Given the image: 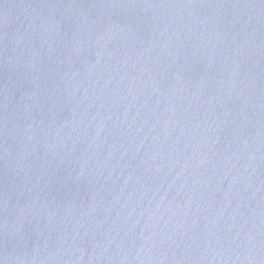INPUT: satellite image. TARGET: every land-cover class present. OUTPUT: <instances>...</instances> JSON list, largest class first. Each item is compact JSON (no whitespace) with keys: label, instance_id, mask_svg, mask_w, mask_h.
I'll return each mask as SVG.
<instances>
[{"label":"water","instance_id":"95a60500","mask_svg":"<svg viewBox=\"0 0 264 264\" xmlns=\"http://www.w3.org/2000/svg\"><path fill=\"white\" fill-rule=\"evenodd\" d=\"M0 264H264V0H0Z\"/></svg>","mask_w":264,"mask_h":264}]
</instances>
